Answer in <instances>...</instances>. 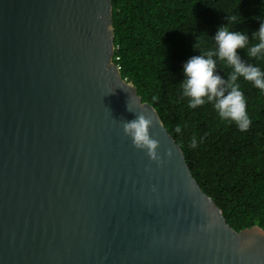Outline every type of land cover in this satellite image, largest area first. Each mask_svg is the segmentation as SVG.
Segmentation results:
<instances>
[{"label":"water","instance_id":"95a60500","mask_svg":"<svg viewBox=\"0 0 264 264\" xmlns=\"http://www.w3.org/2000/svg\"><path fill=\"white\" fill-rule=\"evenodd\" d=\"M113 55L111 0H0V264H264Z\"/></svg>","mask_w":264,"mask_h":264},{"label":"trees","instance_id":"16d2710c","mask_svg":"<svg viewBox=\"0 0 264 264\" xmlns=\"http://www.w3.org/2000/svg\"><path fill=\"white\" fill-rule=\"evenodd\" d=\"M111 2L113 62L121 77L133 83L142 102L154 107L226 222L235 231L253 225L264 230V92L238 78L251 121L241 131L221 119L211 102L189 108L181 87L183 62L216 47L212 36L218 25L242 31L249 45L256 42L252 33L264 19V0ZM237 51L244 62L264 70V56L250 57L246 48ZM215 71L227 78L232 68L217 60Z\"/></svg>","mask_w":264,"mask_h":264},{"label":"clouds","instance_id":"9594fccd","mask_svg":"<svg viewBox=\"0 0 264 264\" xmlns=\"http://www.w3.org/2000/svg\"><path fill=\"white\" fill-rule=\"evenodd\" d=\"M252 36L256 42L249 45V37L242 31L229 30L226 24L218 25L212 36L216 47L192 55L183 62L181 87L182 94L188 98L189 108L211 102L221 119L234 122L241 131L248 129L251 121L246 111L244 94L237 80L242 77L264 92V70L244 62L237 49L246 48L250 57L264 56V19L260 20L259 27ZM217 60H224L231 66L232 71L227 78L215 71ZM150 123L151 118L140 113L135 119L123 122V132L131 138L135 147L146 150L151 158L159 160L156 152L157 141L151 138L147 131ZM180 131V126L177 125L176 132ZM196 144V138L193 136L190 147L194 148Z\"/></svg>","mask_w":264,"mask_h":264}]
</instances>
